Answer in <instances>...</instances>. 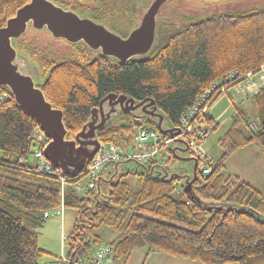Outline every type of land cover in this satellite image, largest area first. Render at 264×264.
<instances>
[{"label": "trees", "instance_id": "obj_1", "mask_svg": "<svg viewBox=\"0 0 264 264\" xmlns=\"http://www.w3.org/2000/svg\"><path fill=\"white\" fill-rule=\"evenodd\" d=\"M29 1L0 0V27ZM52 1L60 4L63 0ZM116 32L127 34V30ZM55 41L49 37L40 43L38 36L29 37L27 31L14 45L40 68L37 84L47 100L63 110L69 138L110 93L153 98L171 124L179 127L181 117L197 102L202 90L232 71L243 76L264 65V8L216 12L180 26L159 22L152 55L128 63L101 54L91 58V50L83 43L74 58L55 50ZM0 90L8 97L0 101V264H40L39 260L49 253L39 246L38 229L45 221V212L61 206V182L25 163L31 155L29 137L38 125L17 106L8 89ZM251 105L254 121L249 123L243 111L232 117L218 141L222 155L212 160L211 174L204 177L199 173L195 185L203 201L250 208L262 219L202 211L175 181L168 183L135 173L141 177L140 185L132 188L124 180L126 174L111 185L102 183L98 203L94 199L96 188L81 194L72 186L66 188L64 207L77 208L80 217L68 240L67 257L88 259L91 245L103 241L97 234L91 236V229L105 226L117 233L110 242L116 264H129L134 251L142 248L202 264H264V195L225 172L227 160L242 148L256 144L264 154L263 88L251 97ZM207 122L213 124L208 115ZM253 122L256 130L250 128ZM133 126L130 118L122 117L101 130L99 139L103 144L125 146L133 140ZM216 130L214 126L212 132ZM173 161L170 156L167 163ZM79 178L67 180L72 185ZM82 221H89L93 227L82 225ZM83 230L84 240L78 234Z\"/></svg>", "mask_w": 264, "mask_h": 264}, {"label": "water", "instance_id": "obj_2", "mask_svg": "<svg viewBox=\"0 0 264 264\" xmlns=\"http://www.w3.org/2000/svg\"><path fill=\"white\" fill-rule=\"evenodd\" d=\"M176 1L226 4L235 0H152L142 10L139 23L126 36L112 30L106 23L96 22L52 0H30L0 27V88L8 89L17 106L50 138L44 156L52 169L59 171L63 177L74 179L82 174L100 150L102 142L99 132L109 123L122 117L130 118L134 125L145 121L154 124L162 135L170 139L165 151L179 164L171 166L174 161L146 164L126 159L113 164L111 177H118L119 180L123 175L140 173L163 182L175 181L188 200L202 211L224 214L233 212L262 219L260 214L250 208L223 202H206L199 197L195 185L199 177V160L191 155L187 141L180 137L182 129L171 124L153 98L135 99L125 94L110 93L91 109L81 129L73 138H69L63 110L55 108L37 84V78L41 76L40 68L14 45V41L32 26L37 31L46 30L55 40L71 45L83 43L92 51L120 63L143 60L152 55L157 45L160 11ZM130 162L134 163V170L120 173L119 167ZM102 183H110V179L104 176L97 178L94 196L97 203ZM87 209L92 210L93 207L88 206ZM81 223L93 227L89 221ZM80 235L86 237V231L83 230Z\"/></svg>", "mask_w": 264, "mask_h": 264}, {"label": "built area", "instance_id": "obj_3", "mask_svg": "<svg viewBox=\"0 0 264 264\" xmlns=\"http://www.w3.org/2000/svg\"><path fill=\"white\" fill-rule=\"evenodd\" d=\"M252 85H256L258 89H264V65L243 76H240L239 72L235 70L222 79L215 81L208 89L201 91L197 102L181 117L179 127L182 129V133L180 137L187 141L191 154L199 160V173L204 177L211 174L214 167L212 161L207 158L202 150L203 144L214 127L207 122L209 109L230 88H233L236 93H241ZM7 98V95L2 94L0 90L1 103L5 102ZM133 127L135 135L131 146H122L119 143H102L94 159L80 175L79 181L72 185L69 184L67 178L60 175L59 171L52 169L49 161L44 156V150L50 143V138L39 127L31 133L29 137L31 155L25 163L39 174L55 176L61 182V206L58 209L45 212V218L53 214L63 213L65 209V190L68 186H72L75 191L86 192L95 189L97 178L104 176L115 162L134 159L146 164L164 163H161L160 159L170 139L162 135L156 127H151L148 124L142 123ZM257 127L255 122L250 125L252 130H256ZM113 254L114 246L110 242H101L88 259L74 260L64 256L54 264H111Z\"/></svg>", "mask_w": 264, "mask_h": 264}, {"label": "rangeland", "instance_id": "obj_4", "mask_svg": "<svg viewBox=\"0 0 264 264\" xmlns=\"http://www.w3.org/2000/svg\"><path fill=\"white\" fill-rule=\"evenodd\" d=\"M148 0H145V2ZM150 4V1H149ZM148 2L145 3L146 6L149 5ZM192 2L188 1H176L170 3L164 7L162 10V16L165 19H169L171 22L178 24L179 26L183 23H186L184 16L186 14H204V17L213 13L218 12H226V11H236L239 9H253V8H264V0H235L231 3L223 4L222 2H212L208 4L207 2L203 1L200 5H197L194 10H190ZM144 9V8H143ZM32 26L28 28V35L32 37L33 35L38 36L40 39V43H45L46 39L51 37V35H47L46 30L40 31V33H35ZM52 38V37H51ZM53 39V38H52ZM55 40V39H54ZM55 50H59L61 54H68L72 57H77V49L78 47H72L69 44L65 43L64 41L57 40L54 43ZM41 76L37 78V83L40 81ZM233 92V91H231ZM224 95V94H223ZM222 97V95L217 99L215 104L218 100ZM226 102L223 100L219 101L211 111V114L214 117L221 115V118L228 119L229 116L232 115L234 112V108L231 109L229 112L223 115L224 111L228 106V100L225 99ZM240 109L246 113L247 121L250 123L254 121L255 116L253 113L252 105H242ZM246 133H251L250 129L244 127ZM224 129L221 128L217 130L213 135H209L208 138H211L217 141L218 136L222 135ZM132 141L129 142L125 146H131ZM216 149L220 155L222 154V150L218 146V142L216 143ZM163 154L168 156L169 154L164 151ZM250 156L246 155L242 159L239 155H233L227 162H226V169L225 172L227 175H239L241 177H245L247 174L248 163L250 161ZM128 166H133L129 164ZM140 174V173H139ZM140 175L138 174H129L124 180L128 182L132 188H136L140 185ZM79 194L83 193L84 191H77ZM79 211L75 207H67L63 210L61 214H53L48 218H45L44 223L38 229L39 232V246L41 249L47 251L49 254L43 256L40 260V264L49 263L52 264L57 261L59 258L67 256L69 251V244L68 240L71 236L75 224L79 219ZM99 235L101 236L102 240L106 242H112L117 238V233L110 227H101L91 229L90 235ZM97 245L93 243L89 249V254H93L96 250ZM147 255V249L142 248L135 251L130 264H202L201 262H193L188 260H180L173 257H169L163 253L152 252L149 259L145 261V257ZM145 261V262H144Z\"/></svg>", "mask_w": 264, "mask_h": 264}, {"label": "flooded vegetation", "instance_id": "obj_5", "mask_svg": "<svg viewBox=\"0 0 264 264\" xmlns=\"http://www.w3.org/2000/svg\"><path fill=\"white\" fill-rule=\"evenodd\" d=\"M149 1L150 3L152 2V0H148L146 2H148L149 4ZM146 2L145 0H63L61 1L60 4H57V5H60L66 9L73 10L79 13L80 15L90 17L96 22L106 23L107 26L114 31L127 30V34H128L139 23L143 8H147L150 5L149 4L148 6H146L145 5ZM202 2H199V1L193 2L189 9L191 11L194 10V8L197 5H200ZM162 10L160 11L158 15L159 22L170 21L169 19H165L162 16ZM202 18H204V14L202 13L201 14H186L184 16V19L186 20V22L189 20L202 19ZM176 25L179 26L178 24ZM126 35H123V36H126ZM74 46L79 47L81 46V43L74 45ZM90 53H91L90 57L94 59H96L98 54H101L99 52H94L92 50ZM129 164H132L133 166L130 167L128 166ZM178 164H179L178 161L174 160L171 166L178 165ZM198 165L200 166V164ZM199 166H198V171H199ZM112 167L113 165L106 172V174H109V175L107 176L106 174L104 175L106 179H110V183H108L110 185L113 184L114 181L118 180V177H115V176L111 177L113 175V172L111 171ZM134 167H135L134 163L130 162L127 165L120 166L119 171L120 173L124 172L125 174L128 171L134 170ZM78 234H81V232H79ZM79 238L84 240V237L82 236H79Z\"/></svg>", "mask_w": 264, "mask_h": 264}, {"label": "crops", "instance_id": "obj_6", "mask_svg": "<svg viewBox=\"0 0 264 264\" xmlns=\"http://www.w3.org/2000/svg\"><path fill=\"white\" fill-rule=\"evenodd\" d=\"M258 90L259 89L257 88L256 85L249 86L248 88L244 89L241 93H236L233 88H230L227 94L222 95V97L218 100L217 103H219V101H221V100L222 101L224 100L225 102H226L225 99L228 100V106H227L226 110L224 111L223 115L234 108V112L232 113L231 116L228 117V119L226 118V116L224 118H221V115L214 117L211 114V111L214 109V107L217 103L216 104L214 103L215 105L213 104L212 107L209 109L208 116L213 121L212 125L216 126L217 130H219L221 128L224 129L223 134L218 136L217 141H215L211 138H208L202 146V150L209 160L214 161L222 155V154L220 155V153H218V150L216 149V143L224 135V133L228 130L229 126L231 125L232 117L235 116L238 112L243 111V109H240L241 106L242 105L248 106L249 103L251 105V97L255 93H257ZM231 91H233V92H231ZM216 131H214V132L211 131V135H213V133H215ZM235 154L239 155V157L241 159L246 155H249L251 158L249 163H248L247 174H245V177L243 178L239 175H236V176L239 177L240 179L248 182L249 184H251L253 187L258 189L264 195V154L262 153L260 148L256 144H251L245 148L240 149ZM169 157H170V155L165 156L163 154L161 159H160V162L161 163L164 162L163 164H165L166 160L169 159ZM231 176H233V175H231ZM102 242H106V241L103 240ZM134 253H135V251H134ZM134 253H133V255H134ZM133 255H132V257H133ZM150 255H151V253H148V251H147L145 261L149 259ZM132 257H131V259H132ZM131 259H130L129 264L131 263ZM54 263H52V264H54ZM45 264H49V263H45ZM111 264H116V263L113 260V262Z\"/></svg>", "mask_w": 264, "mask_h": 264}, {"label": "bare ground", "instance_id": "obj_7", "mask_svg": "<svg viewBox=\"0 0 264 264\" xmlns=\"http://www.w3.org/2000/svg\"><path fill=\"white\" fill-rule=\"evenodd\" d=\"M229 91V90H228ZM228 91L225 93V94H227L228 93Z\"/></svg>", "mask_w": 264, "mask_h": 264}]
</instances>
